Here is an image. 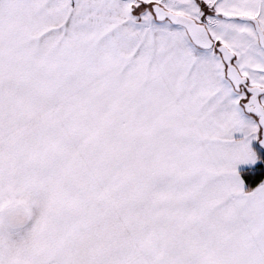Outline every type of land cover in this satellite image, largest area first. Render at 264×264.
<instances>
[{"label": "snow or ice", "instance_id": "obj_1", "mask_svg": "<svg viewBox=\"0 0 264 264\" xmlns=\"http://www.w3.org/2000/svg\"><path fill=\"white\" fill-rule=\"evenodd\" d=\"M0 264H264V0H0Z\"/></svg>", "mask_w": 264, "mask_h": 264}]
</instances>
